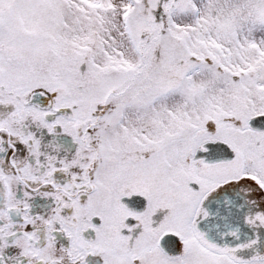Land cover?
I'll return each mask as SVG.
<instances>
[{
	"label": "snow or ice",
	"instance_id": "6c2138e0",
	"mask_svg": "<svg viewBox=\"0 0 264 264\" xmlns=\"http://www.w3.org/2000/svg\"><path fill=\"white\" fill-rule=\"evenodd\" d=\"M0 264H264V0H0Z\"/></svg>",
	"mask_w": 264,
	"mask_h": 264
}]
</instances>
